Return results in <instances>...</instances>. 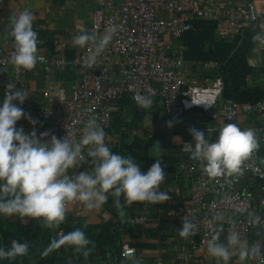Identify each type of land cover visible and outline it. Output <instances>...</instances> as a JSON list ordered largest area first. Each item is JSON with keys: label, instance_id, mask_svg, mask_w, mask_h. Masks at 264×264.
<instances>
[{"label": "built area", "instance_id": "2783aa9c", "mask_svg": "<svg viewBox=\"0 0 264 264\" xmlns=\"http://www.w3.org/2000/svg\"><path fill=\"white\" fill-rule=\"evenodd\" d=\"M264 2V0H262ZM95 8L92 25L102 35L109 25H115L117 32L104 52L97 58L96 64L89 68L81 63V58L88 54V48H77L76 56L68 62L60 54L41 55L38 61L44 67L55 72L64 73L68 67L74 69L77 80L70 88H66L63 80L50 81L42 93L45 105L31 108L25 98L23 104L14 101L25 114H30L32 124H21L25 134L36 131L37 137L44 132L57 138L66 136V131H77V138L87 119H98L105 132L106 144L112 138L113 115L120 110V102H132L140 106L134 97L148 95L154 90L151 107L142 109H162L166 119L171 122L180 121L192 110H202L208 114L209 120L220 121L218 127H206L205 138L213 141L218 136L220 127L227 123L238 124L242 129L252 127L240 126L239 115L245 114L255 125L259 141V150L248 162L243 174L211 178L205 175L203 164L196 161H185L177 165L175 178L190 180L191 197L188 205L178 206L173 215L182 218L188 216L198 223L197 234L182 239L186 250L177 253V259L187 261L199 250H207L206 240L210 233L216 231L219 241L226 239L229 229L235 226L241 240L252 234L254 203L264 208V156L261 144H264V100L254 104L237 105L232 100L223 98V83L220 79L206 78L199 82L188 76L185 63L180 59L173 43L178 42L194 29L193 21L206 20L215 23V32L221 39L243 37L247 28L253 27L264 31V10L256 7L253 0L243 6H236L232 0H94ZM2 0H0V6ZM1 22V16H0ZM81 29H76L78 35ZM171 39L173 41H171ZM11 49L0 46V69L10 70L11 80H7L0 72V95L4 98L7 83L16 89L25 88L24 80L27 71L17 72L6 62ZM205 69L217 68L214 63L205 65ZM251 84V81H248ZM23 119V117L21 118ZM21 119L19 121H21ZM22 122V121H21ZM205 123L200 122V125ZM201 129V127H195ZM193 140L182 143V153L190 156V149L184 147ZM88 162L76 170L70 169V176L75 172L85 171ZM255 180L257 186L249 185L245 176ZM256 188L259 189L258 194ZM76 204V203H75ZM74 205V204H71ZM70 205V206H71ZM258 209V208H257ZM139 220L129 218L120 220L121 226L133 227ZM66 220L56 226L55 239L67 234ZM264 232V212L260 213L258 223ZM257 243L264 252L262 237L253 238L251 244ZM69 250V245L60 246ZM134 250V251H133ZM136 255V247L129 243H121V258L128 259ZM107 259L113 261L111 254ZM155 264H165L156 261ZM254 264H264V258H256Z\"/></svg>", "mask_w": 264, "mask_h": 264}, {"label": "clouds", "instance_id": "9594fccd", "mask_svg": "<svg viewBox=\"0 0 264 264\" xmlns=\"http://www.w3.org/2000/svg\"><path fill=\"white\" fill-rule=\"evenodd\" d=\"M33 21L34 16L29 9L13 14L9 19L7 37L11 38L13 50L6 63L17 72L32 71L41 59L37 55L38 36L33 29ZM116 32L117 27L109 25L102 35H98L95 29H81L78 35H73V47L89 49L88 54L81 58V63L93 67ZM252 41L264 46V32L254 34ZM7 70L3 67L0 72ZM148 93L134 97L141 107H151L154 90L149 89ZM26 97L25 91L7 83L0 106V216L31 218L40 221L46 228H53L64 222L71 204L80 203L94 209L107 201L108 194L114 197V205L118 209L122 207L121 197L127 204H158L170 199L167 192L159 190L165 180L162 161L155 160L146 172H142L131 156H123L110 149L106 144V132L95 117L87 119L78 138L75 130L66 131L63 138L52 135L46 142L48 132L39 137L35 130L25 134L23 128L16 127L17 122L22 117L32 124L36 121L13 102L23 104ZM167 126L171 127L172 122H168ZM189 133L194 147L191 144L184 147L190 149V159L202 163L205 175L211 178L242 175L259 150L257 132L252 127L242 129L235 123L224 124L218 129L214 142L205 138L204 131L194 127L189 129ZM160 151L157 142L153 153L158 155ZM86 161L88 167L85 171L71 176L68 174L70 169L76 170ZM251 221L256 223L259 218L252 214ZM177 231L181 238L194 237L198 223L185 215ZM62 245L72 246L85 259L95 248V242L89 240L83 230L75 229L60 239H53L42 254L48 255ZM29 247L27 242L14 239L10 247H0V260L24 257ZM206 248L217 264H228L233 255L241 264L248 259L264 258L259 244L249 246L246 241H241L234 224L225 243L219 241L216 231L210 233ZM128 259L133 264H139L134 255Z\"/></svg>", "mask_w": 264, "mask_h": 264}, {"label": "crops", "instance_id": "0c3cea01", "mask_svg": "<svg viewBox=\"0 0 264 264\" xmlns=\"http://www.w3.org/2000/svg\"><path fill=\"white\" fill-rule=\"evenodd\" d=\"M232 1L236 6H243L248 0ZM253 1L257 8L264 10V2L262 0ZM94 8V0H2L0 6V46L4 49L13 50L11 38L7 37L9 19L13 14H18L24 9H29L33 13V29L37 32L38 36V56L54 53L65 56L68 52H77V48L73 47L71 44V38L76 29H90ZM259 31L264 32L261 29H259ZM49 33H54V53H50V51L47 50V39L51 37V34ZM171 41L173 40L171 39ZM180 41L179 43L173 41V43L180 59L186 65L185 70L188 76L192 77L191 72H194L195 69L203 71L202 73L207 70L216 69H205V65L209 63L196 65H189L186 63L183 59V54L185 53L186 48L181 45ZM248 64L255 68H264V48L261 47V45L258 44L256 46L248 59ZM202 73L200 76L194 77L199 82L204 80V78L201 77ZM60 74L61 73L55 72L53 69L44 67L39 63H37L32 71H27V74L24 77L25 88L22 91L27 93L28 97H26V99L32 104L31 108H34L35 105L39 106V103L43 102L44 99L42 93L45 91L50 81L63 80ZM1 75L7 80H11L10 70H7V72ZM261 79L264 80V73L260 76V80ZM63 81L65 82V80ZM252 84L253 82L251 81V84L249 85ZM65 85L66 88L71 87L70 85H67L66 82ZM2 102L3 98L0 95V103ZM0 106L2 105L0 104ZM147 110H149L147 117L151 120V123L156 121L158 125L162 123L163 118L166 119L162 109H160L159 113H156L157 108ZM188 113L193 115L194 121L191 124V128L201 127L200 130L204 131L206 127H218L221 123L220 121L209 120L208 114L204 113L202 110H192ZM239 116L238 122L240 126L249 124L252 128L255 127V125L251 123V119H248L245 114H240ZM21 121L28 126L27 119L23 118ZM200 122L205 124L201 126ZM144 128L148 134L150 127ZM156 128L154 137L153 135L149 137H153L154 139L156 136L159 137L158 141L160 145H163L162 148H160L162 149L160 151L162 152L160 153L162 155H159L157 159L162 161V166L165 170V180L159 186V190L167 192L170 199L166 202L153 205L140 202H134L131 204L124 203L119 209L115 206L106 205V202L94 209H88L82 204L76 203L69 206L67 209L65 219L66 224L72 228L79 227V229L84 226L103 227L105 225H116L123 219L138 217L141 220H139L133 227L120 228V226H115L117 229L113 230L112 234L116 235V233H119V237L122 240L121 242L129 243L136 247V255L134 257L139 261V264H155L158 260L163 261L165 264H217V261L208 255L207 250H199L198 252H195L193 257L187 261H180L177 259V253L180 251V248L186 250V246L184 243L182 244V239L177 231L181 227L182 218L174 216L173 211L178 206L189 204L192 184L190 180H177L175 178V171L179 163L191 161L190 156L182 153L181 146L184 141L193 139L188 131L185 132L186 135L180 143H174L173 135L171 133L169 136H166L163 141L162 138H160V128L162 127ZM111 133L112 138L107 145L114 153L118 154V152L121 151V142L123 139H121L114 127L112 128ZM176 133L181 132L176 131ZM216 133H218V131L214 134ZM133 134L137 135V132L135 131ZM143 136L147 138L145 132ZM124 142H126V139H124ZM260 146V151L264 156V144H261ZM68 174L70 175V170ZM245 178L249 185H254V187L257 186L255 180L249 175H246ZM257 208L256 211L259 215V217H257L260 220V213L264 212V208ZM121 212H123V215H121ZM94 233L97 235L99 231L97 232V230H94ZM256 237H262L264 241V232L261 233L259 230L255 231V233H252L248 238L241 241H246L250 246L252 239ZM225 242L226 239L222 240L221 243ZM97 251L98 250L95 248V252ZM254 261L255 259H248L244 261L243 264H254ZM94 264H133V261L130 259H123L119 262L118 258L115 257L112 262L109 260H102L100 257L97 261L94 260ZM228 264H241V262L236 255H233Z\"/></svg>", "mask_w": 264, "mask_h": 264}, {"label": "trees", "instance_id": "16d2710c", "mask_svg": "<svg viewBox=\"0 0 264 264\" xmlns=\"http://www.w3.org/2000/svg\"><path fill=\"white\" fill-rule=\"evenodd\" d=\"M193 25L194 30L188 32L180 41L181 45L186 48L183 54L185 62L189 65L215 63L218 68L205 71L201 77L204 79L219 78L223 83L224 99L232 100L239 106L264 100V80H260L264 68H255L248 64L250 55L258 45L252 41V37L254 34L260 33L259 29L250 27L245 30L243 37L221 39L216 35L213 21L195 20ZM49 34L51 37L47 39V50L54 53V33ZM75 56L76 52L72 51L65 54L68 62H71ZM60 75L70 86L77 80L76 72L71 67H68ZM249 80L253 82L252 85L248 84ZM2 103L0 104L2 105ZM39 104L41 106L46 103L43 100ZM119 104L120 110L113 115V127L123 139L121 151L118 154L131 156L139 164L141 171L146 172L155 162V159L148 156V151L153 149L154 138L146 139L144 146H140L138 135H134L131 143L124 142V139L128 137V133L135 132L133 129L139 130L138 125L143 119H148L149 110H144L132 102H120ZM159 112L160 109L157 108L156 113ZM21 124L22 122L18 121L16 127L21 128ZM142 131L147 135L144 127H142ZM120 202L123 206L125 203L123 197ZM106 205L115 206L114 197L110 194H108ZM115 226L127 227L118 223L103 227L84 226L80 228L89 240L95 242V248L98 250L95 252L94 248L90 256L85 259L82 254L76 253L72 246H69V250L58 247L50 254L43 255L44 249L55 239V227L46 228L40 221L31 218L0 216V247H10L11 241L14 239L22 243L27 242L30 246L26 256L17 257L15 260H0V264H94V260L97 261L100 257L107 261L108 253H111L112 257L114 256L113 259L116 257L121 262L123 260L121 258V243L123 242H121L119 233L112 234L113 230L117 229ZM66 229L68 233L79 229V227L72 228L67 225ZM94 230L99 233L95 235Z\"/></svg>", "mask_w": 264, "mask_h": 264}, {"label": "rangeland", "instance_id": "374dc122", "mask_svg": "<svg viewBox=\"0 0 264 264\" xmlns=\"http://www.w3.org/2000/svg\"><path fill=\"white\" fill-rule=\"evenodd\" d=\"M261 47L264 48V46H261ZM202 72L203 71H201V70L195 69L194 72H191V75H192V77H197V76H200V74ZM193 121H194L193 120V115L191 113L186 114L185 117L183 119H181L180 121H178V122H175V123L172 122V126L171 127L167 126L168 122H171V121H168L165 118H163L162 123H160L158 125H157L156 121H153V123H151V120L143 119L142 122L138 125L139 130H135V129H133V130L137 132V135L139 137L140 146H144L145 145L146 139L150 138L149 136L153 135V137H154L155 129H157L156 127H162V128H160V138H162L163 141H164V138H166V136H169V134L171 133L173 135L174 143H180L181 140H183V138L186 135L185 132H188L189 129L191 128V124H192ZM135 127H136V125H135ZM142 127H148V128L150 127L149 128V132L146 135L147 138H145L143 136L144 132L142 131ZM151 127H152V129H151ZM176 131H179L181 133H176ZM133 137H134L133 133L132 134L128 133V137H126V143H131L132 140H133L132 139ZM158 138L159 137L156 136V138L154 139V145H155V143L158 142L159 147L162 148L163 145H160V143L158 141ZM160 153H162V152H159V154L156 155V154L153 153V149H151L150 151H148V156L151 157V158H155L157 160V157L159 155H162Z\"/></svg>", "mask_w": 264, "mask_h": 264}, {"label": "water", "instance_id": "95a60500", "mask_svg": "<svg viewBox=\"0 0 264 264\" xmlns=\"http://www.w3.org/2000/svg\"><path fill=\"white\" fill-rule=\"evenodd\" d=\"M258 192H259V189H257L256 188V193L258 194ZM257 202H255L254 203V214L256 215V217L258 216L259 217V215L257 214ZM258 223H259V221L258 222H256V223H253V229H252V233H255V231H258L259 230V232H261V233H263V231H261L260 229H259V227H258Z\"/></svg>", "mask_w": 264, "mask_h": 264}]
</instances>
